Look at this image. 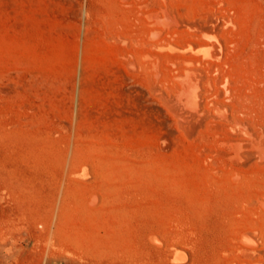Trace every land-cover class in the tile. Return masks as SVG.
I'll list each match as a JSON object with an SVG mask.
<instances>
[{
  "label": "rangeland",
  "instance_id": "1",
  "mask_svg": "<svg viewBox=\"0 0 264 264\" xmlns=\"http://www.w3.org/2000/svg\"><path fill=\"white\" fill-rule=\"evenodd\" d=\"M164 10L174 45L211 43L186 54L205 95L192 124L164 97L186 50L145 45ZM261 147L264 0H0V264H37L81 154L79 177L109 193L89 230L109 234L110 264H264Z\"/></svg>",
  "mask_w": 264,
  "mask_h": 264
},
{
  "label": "bare ground",
  "instance_id": "2",
  "mask_svg": "<svg viewBox=\"0 0 264 264\" xmlns=\"http://www.w3.org/2000/svg\"><path fill=\"white\" fill-rule=\"evenodd\" d=\"M174 17H175V15L172 14L168 10H164L161 13L160 12H157V13L151 12L150 13L149 18L152 20V25L150 24L151 27L149 28V32H150V37L152 39V42L150 41L149 45L147 44V42H145V45H147V47L150 46V43H151V44H153L154 47H156L158 49L163 48L164 51H165V48L168 47L169 49L178 50V51H180V50L181 51L196 50V52L197 51L199 52L201 47L206 48L207 46H209L211 44L210 41L207 40V41H199V42L190 41L186 45H182V46L174 45V40H173L174 38L172 39V36L174 34L172 31L173 25L172 24H171L172 26L168 25L171 23V21H174V19H175ZM169 26H170V28H172L171 31H170V29H168ZM174 28H176V25ZM204 30H205V33H212L214 29H212V27L207 26L204 28ZM178 31H176V32H178ZM170 32L173 34H171ZM169 34H171L172 36L171 35L169 36ZM198 47H199V49H198ZM149 48H151V47H149ZM158 49H156V50H158ZM186 51H185V54H182L181 56H179V59L181 60V62L185 66L184 71L179 73V75L177 76V78H178L177 82H179L178 83L179 86L176 87V89L172 93H170L169 95L164 96V97H165V104L172 107V109L174 110V114L177 115L179 121L183 120V122L184 121L190 122L191 117L195 118V116H197L198 114L201 115V113L199 112L198 109H199V107H201V108L204 107L205 95H204V91L202 90V84H201V80H200L198 71L194 66L195 65L194 58L189 56V55H186V54H189L188 51H187V53H186ZM149 54L150 53L146 52L145 55L149 56ZM210 54H212V52L209 49V51L207 52V55L210 56ZM193 55H194V52H193ZM143 57H144V59H146L144 55H143ZM194 57L196 58V55H194ZM133 62H131V64ZM158 67L159 66L155 65V63H154V66L150 67V68H152L151 71L154 72L155 76H158V74H159ZM148 69L146 68L147 71H148ZM148 73H150V72H148ZM211 103H213V102H211ZM211 105H213V104H211ZM214 107H211V108H214L216 110L220 109V105L218 106L217 104H215ZM198 116H197V118H198ZM180 119H182V120H180ZM184 119H188L189 121L188 120L186 121ZM227 119H229V118H227ZM225 120H226V116H225ZM230 120L231 119H229L228 121H230ZM228 121H227V123H228ZM182 124L184 125L185 123H182ZM229 124H230V126L228 124L227 125L229 127L234 128V130L238 127H239L238 129L243 128L242 125H241L242 127H240V124H243V122L239 123V121H236V119L231 120L229 122ZM247 127L249 128V126H246V128L244 127L245 130H247ZM168 133L169 132H167V134ZM170 134H171V132H170ZM107 136L109 137L110 135H107ZM111 138H112V136H111ZM104 139H106V138H104ZM165 140L166 139L164 138V141ZM244 141H246V140H244ZM168 142L166 144H168ZM254 142L257 145L256 147H258L260 145L259 142H256V140H254L252 142L253 146H255ZM100 143H102V142H100ZM100 143H99V145H100ZM231 143L236 147V149H238L237 147H240L243 145V139L241 140V138L240 139L235 138L231 141ZM109 144L110 143H108V145ZM105 145H106V143H105ZM250 145H252V144H250ZM260 146H262V145H260ZM164 147L166 148V146H163V149H164ZM261 151H264V148H262ZM97 154H98V152H97ZM97 154H96V156L100 155V154H98V155ZM237 154H238V152H237ZM246 154H248V153H246ZM95 158H96V160L94 161L95 167H98L99 159L97 157H95ZM91 161H92L91 158H89L88 156H85L84 154H81L80 158H78L75 161L74 165L72 166V168L68 172L69 175H67V177L65 179V183L67 184V186H66L67 187L66 198L62 200L63 203L60 204V206L58 207L57 210H52V214L50 216H47V218L45 220V226L48 229L47 233L50 236V240L47 243L43 244L39 248V250H38L39 261L37 262V264H110L111 256L114 254L112 252L108 251V236H109V234H107V232H102V231H104L103 229H105V228L104 227H98L97 225H96V227H97L96 233H95V231H92V229L89 230V228H91L93 226V224H92L93 220L96 222L99 214L103 210H105L104 206L106 207V205L104 202V198L109 195V193L107 192L106 183L103 180H101L98 173H95L96 175L93 177L91 176V177L85 178V179L81 178V177H85L86 175H88V172H87L88 167L92 166V164L90 163ZM81 166H83V170L85 171L83 173H81V171H80L82 169ZM79 176H81V177H79ZM73 189H74V193H72ZM101 195H102V198L100 197ZM92 214H94V217H90V215H92ZM253 236L254 235L251 231H244L242 233V237L244 239H247V240H252ZM103 247L107 248V249L105 250V249H103ZM70 248H72V249L84 248L87 252L86 253L87 255L84 252H83V254H85V256H87V257L85 259H82V261L81 260H78V261L72 260V258L69 257L71 259L70 260L67 257L68 255L66 256V251ZM76 251H77V249H76ZM79 252H81V251H79ZM77 256H81V255L77 254ZM243 264H247V263L244 262Z\"/></svg>",
  "mask_w": 264,
  "mask_h": 264
}]
</instances>
